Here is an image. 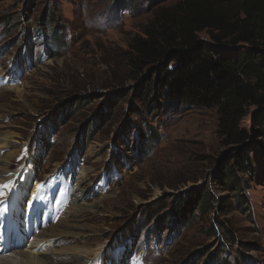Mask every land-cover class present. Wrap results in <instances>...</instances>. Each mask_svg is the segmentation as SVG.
<instances>
[{
    "label": "rangeland",
    "instance_id": "obj_1",
    "mask_svg": "<svg viewBox=\"0 0 264 264\" xmlns=\"http://www.w3.org/2000/svg\"><path fill=\"white\" fill-rule=\"evenodd\" d=\"M179 1L0 0V134L17 153L4 172L10 180L35 161L33 187L46 207L38 230L62 219L71 226L68 241L51 248L106 244L90 264H264L262 152L248 145L255 177L239 203L212 181L229 149L217 108L152 114L141 93L153 79L129 61L131 40ZM242 126L251 127L250 115ZM84 169L91 212H69ZM205 186L217 204L198 206L189 222L178 216ZM222 199L229 208H219Z\"/></svg>",
    "mask_w": 264,
    "mask_h": 264
},
{
    "label": "trees",
    "instance_id": "obj_2",
    "mask_svg": "<svg viewBox=\"0 0 264 264\" xmlns=\"http://www.w3.org/2000/svg\"><path fill=\"white\" fill-rule=\"evenodd\" d=\"M129 55L133 68L148 69L146 80L153 79L143 81L141 93L152 114L181 106L217 108L218 134L229 149L212 181L246 203L255 177L248 145L264 156V0H182L160 7L131 40ZM249 115L248 129L242 121ZM192 192L178 213L187 222L198 206L216 203L207 186ZM219 204L230 207L224 199Z\"/></svg>",
    "mask_w": 264,
    "mask_h": 264
},
{
    "label": "bare ground",
    "instance_id": "obj_3",
    "mask_svg": "<svg viewBox=\"0 0 264 264\" xmlns=\"http://www.w3.org/2000/svg\"><path fill=\"white\" fill-rule=\"evenodd\" d=\"M11 138L10 134H0V197L4 194L2 191L4 188L7 196L0 200V264H90L105 251L106 244H98L94 248L89 247L92 242L83 241L76 246L51 248L57 239L58 242L68 241V235H71L69 232L65 233L70 224H66L63 219L50 224L47 230H38L39 224L36 219L46 207L40 200V188L33 187L35 161L28 164V169L25 167L22 172L13 174L10 180L6 179L4 166L8 164L10 167L17 157L14 151L15 144ZM7 150L9 151L6 153ZM85 170L77 177L72 203L67 206L69 212H91V208H83L86 205L84 197L91 188ZM27 195L31 197L26 201V206L21 208L20 202ZM58 203H62L59 198ZM56 208H53L52 212ZM45 213L49 214L48 211H44ZM25 237L29 238L31 245H27Z\"/></svg>",
    "mask_w": 264,
    "mask_h": 264
}]
</instances>
